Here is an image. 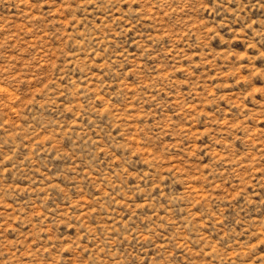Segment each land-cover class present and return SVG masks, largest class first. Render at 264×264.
<instances>
[{
    "label": "rangeland",
    "instance_id": "1",
    "mask_svg": "<svg viewBox=\"0 0 264 264\" xmlns=\"http://www.w3.org/2000/svg\"><path fill=\"white\" fill-rule=\"evenodd\" d=\"M0 264H264V0H0Z\"/></svg>",
    "mask_w": 264,
    "mask_h": 264
}]
</instances>
